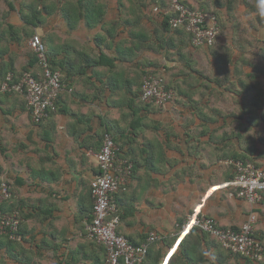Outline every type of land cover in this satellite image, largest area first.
Masks as SVG:
<instances>
[{
  "label": "crops",
  "instance_id": "obj_1",
  "mask_svg": "<svg viewBox=\"0 0 264 264\" xmlns=\"http://www.w3.org/2000/svg\"><path fill=\"white\" fill-rule=\"evenodd\" d=\"M132 1L0 0V81L25 68L41 74L29 65L31 37L26 42L24 34L33 32L42 35L65 85L58 111L39 124L23 96L0 94V182L11 185L5 209L20 212L23 237L7 246L0 235V258L4 264H107L105 249L87 239L85 226L92 218L95 155L109 132L121 160L133 166L116 196L118 232L139 245L151 232L161 238L144 264H264V257L227 252L198 229L182 236L181 227L197 215L238 229L254 214V233L264 246V199L251 207L221 187L233 173L224 161L235 152L246 155L254 137L264 142V0L211 2L222 26L217 53L209 57L212 71L195 73V88L181 85L174 93L180 102L173 99L158 113L142 108L139 62L147 59L141 52L150 41L130 34L140 20ZM94 7L103 14L100 22L65 19ZM253 154L264 167V145Z\"/></svg>",
  "mask_w": 264,
  "mask_h": 264
},
{
  "label": "built area",
  "instance_id": "obj_2",
  "mask_svg": "<svg viewBox=\"0 0 264 264\" xmlns=\"http://www.w3.org/2000/svg\"><path fill=\"white\" fill-rule=\"evenodd\" d=\"M158 11L155 7L154 12ZM167 14L170 28H185L194 47H209L218 41L221 30L214 13L192 9L185 0H169ZM29 47L37 58L41 74L27 71L16 80L15 74L9 72L0 84V94L23 96L32 122L39 124L57 112L56 103L65 85L61 71L52 69L42 37L38 34L32 36ZM140 98L146 105L163 108L173 100L174 93L167 88L161 76L150 70L143 77ZM118 153L113 136L107 132L100 151L95 155L98 175L91 182L93 208L92 218L85 226L86 237L105 249L107 264H144L150 246L159 241L160 236L151 232L145 242L136 245L118 232L120 217L116 196L126 189L133 169L131 163L118 157ZM224 164L233 168L235 173L234 180L222 188L229 190V197L242 200L251 207L261 204L264 199V169L250 161L227 159ZM11 198V185L7 181L1 182L0 235L21 242L22 219L19 213L1 208ZM255 222V216L251 214L245 223L234 229L220 226L214 218L192 215L181 226L182 236L198 229L215 239L227 252L260 261L264 257V246L255 236Z\"/></svg>",
  "mask_w": 264,
  "mask_h": 264
},
{
  "label": "rangeland",
  "instance_id": "obj_3",
  "mask_svg": "<svg viewBox=\"0 0 264 264\" xmlns=\"http://www.w3.org/2000/svg\"><path fill=\"white\" fill-rule=\"evenodd\" d=\"M126 0H123V2ZM128 1V0H127ZM132 1V0H131ZM154 0H133V6L135 7L136 5L139 6V8H145L140 10L141 12L138 16L140 20L138 21L136 29L138 31L143 32V34L148 38L150 41V47L149 51L147 52L146 50H143L141 54L143 56L145 55L147 59H145L142 62H139V65L141 66L140 68V76H142L140 82V94H141V89H142V81L143 77L145 74H147L150 70L148 67H153L155 73H158L164 77L165 84L167 87L170 88V90L173 93H177L181 85H187L188 88H195V84L197 83L196 81V75L195 73H201V72H211L212 71V63L210 60V56L213 55L211 51H205V50H200V49H195L194 53L190 52V49L188 48L191 46L188 43V39L186 35H178L179 37H176L174 35V31L168 26L162 25L163 22L161 20L156 19L158 16L154 11H150L148 6L153 3ZM157 2L164 4V0H156ZM155 1V2H156ZM214 0H190L191 5L195 9H212L211 2ZM165 6V4L163 5ZM126 8V7H125ZM88 10V9H87ZM86 10V11H87ZM54 21H60L62 25L65 23L62 17L60 16H55L52 17ZM57 23V22H56ZM57 26L56 28H58ZM60 36L63 38L65 37L63 31L61 29L58 30ZM35 34V33H34ZM33 32H25V37H27L26 42L32 37ZM57 35V34H56ZM42 37V35H40ZM59 36V35H57ZM61 37V38H62ZM173 38L175 41V45L178 47H175L174 49H169V48H162V45H165L166 42L170 41V39ZM44 40V39H43ZM54 41V39H53ZM183 43L180 46V44ZM46 44V42H45ZM179 50L181 51V54H185L184 57H182V60L178 58V52ZM146 53V54H145ZM31 55V54H30ZM229 55V54H228ZM141 55H139L140 57ZM192 60L190 61V59ZM224 60H227V54H223ZM134 72V71H133ZM144 73V74H143ZM179 78H181L182 83H176V81H179ZM171 86V87H170ZM141 99V98H140ZM174 103L180 102L178 100L177 95L174 94ZM176 101V102H175ZM142 102V101H141ZM144 103V102H143ZM145 104V103H144ZM188 105V104H187ZM177 106V105H176ZM166 107L163 108H156L150 106V109L158 113L159 111L164 112ZM187 108V106H186ZM246 117V116H245ZM244 117V118H245ZM174 118V117H173ZM160 122V121H159ZM254 122H260L259 119ZM189 126V123L188 125ZM190 127V126H189ZM163 126L156 127L155 130H161ZM191 129V128H190ZM152 133V132H150ZM121 159V157H119ZM245 161H250L251 160H245Z\"/></svg>",
  "mask_w": 264,
  "mask_h": 264
},
{
  "label": "trees",
  "instance_id": "obj_4",
  "mask_svg": "<svg viewBox=\"0 0 264 264\" xmlns=\"http://www.w3.org/2000/svg\"><path fill=\"white\" fill-rule=\"evenodd\" d=\"M88 1V0H87ZM156 0H154L153 1V3H151V5L150 6H148V8H149V10L150 11H154V8L155 7H157L158 9H159V11L158 12H155L157 15H160V16H158L156 19H160L161 20V22H163L162 23V25H165V26H167V28H168V26L170 27V25H169V16H168V14H167V10H165V8H166V4H165V6H163L164 4H161V3H159V2H155ZM83 1H79L78 3H79V5H83V3H82ZM185 3L187 4V5H189V7L190 8H192V9H194L193 8V6L192 5H190L188 2H186L185 1ZM140 10H142V8H140ZM202 10H205V11H207V12H211V13H214L216 16H217V19H218V23H219V26H220V36H219V38H218V41L220 40V37H221V34H222V26H221V21H220V19H219V16H218V14H217V12H215V11H213V10H209V9H202ZM139 13H141V12H139ZM99 14H101V15H99ZM102 12H101V9H99V10H96V8L94 7L93 9H89V10H87L85 13H80L79 15H65V19L67 20V21H72V19H73V21H78V20H82V19H85L86 20V22L88 23V24H91V22H94V23H97V22H100V19L102 18ZM34 18H35V16H33ZM10 29H12V27L10 26ZM172 31H174L175 33H174V35L176 36V37H179L178 35H186V37H187V39H188V43L191 45L192 44V39H191V35L186 31V29L185 28H179V29H176V30H172ZM34 34V33H33ZM131 35H132V37L134 36L135 37V39L136 40H138V41H140V42H144V39H146L147 37L143 34V32H141V31H138L136 28H134L133 30H131V33H130ZM35 35V34H34ZM33 35V36H34ZM32 38V37H31ZM218 41L213 45V46H209V47H198V48H196V47H193L192 45V47L194 48V49H201V50H205V51H211V53H213V54H215L216 55V53L217 52H215V47H216V45L218 44ZM145 43V42H144ZM175 43V41H174V39L173 38H171L170 39V41H168V42H166L165 43V45H162L161 47L162 48H165V47H163V46H170V47H172V45ZM29 44V43H28ZM183 44V43H182ZM29 49H30V47H29ZM29 54H31L30 55V63H29V65H30V67H32L34 64L35 65H37L38 66V64H37V58H36V56L34 55V53L32 52V50L30 49V53ZM48 56H49V58H50V61H51V65H52V69L53 70H58V69H60L59 67H60V65L58 64V62H56L55 60H54V58H52V56H50V54H48ZM256 68H257V66H256ZM29 69L28 68H25L22 72H20V73H18V72H15V71H8L6 74H5V76H4V78L0 81V84L5 80V77H6V75L9 73V72H12V73H14L15 74V77H16V80L24 73V72H27ZM28 72H30V71H28ZM156 74V76H161V78L163 79V81L165 82V80H164V77L162 76V75H160V74H158V73H155ZM63 81V80H62ZM63 84H64V82H63ZM171 87V86H170ZM181 87V86H180ZM168 89H170L169 87H167ZM61 96V95H60ZM60 98V97H59ZM58 102H59V99L57 100V103H56V105H57V111H58ZM143 109H146L147 110V108H150V105H145V106H143L142 107ZM248 113V112H247ZM250 113L252 114V116H255V115H257V117L259 116V112H258V110H253V111H250ZM51 114H54V113H51ZM242 114H244V112H242ZM44 121V120H43ZM42 121V122H43ZM141 121V120H140ZM243 125V124H242ZM242 125L240 126L239 125V127H238V129H241V131H242V129H243V127H242ZM234 136H236V137H238L239 139H242V134L241 133H239V132H237V133H235L234 132ZM260 140V139H259ZM256 137H254V140L252 141V143H251V147H250V149H247L246 151H247V154L246 155H244L243 154V151L242 152H240V153H238V152H235L236 154L233 156V158H231V159H233V160H235V161H238V160H241V161H245V159L246 158H248V159H250L251 160V162L252 163H254L256 166H258V167H260V168H263L264 169V167L263 166H260L259 164H257L256 162H255V159L254 158H256V154H253V152L254 151H257L259 148H260V146H262V145H264V142H262L261 140L259 141ZM114 141H115V139H114ZM102 143H103V141H102ZM115 144L117 145V143H116V141H115ZM102 147V146H101ZM120 155H121V152H120V149H119V153H118V157H120ZM258 157H259V154H258ZM232 169V180H230V182L231 181H233L234 180V178H235V173H234V170H233V168H231ZM0 175H1V167H0ZM131 178H132V176H131ZM0 185H1V182H0ZM11 193H12V191H11ZM117 200V199H116ZM118 204V203H117ZM6 206H7V203L6 204H3V206H1V208L3 209V210H5V211H7V209H5L6 208ZM14 211V210H13ZM18 212V211H17ZM19 213V216L21 217V214H20V212H18ZM21 219H22V217H21ZM91 220V219H90ZM3 236V238H5L6 240H7V242L9 243L7 246H11L12 244L11 243H22L23 242V237H22V241L21 242H16V241H12V240H10L9 239V237L8 236H6V235H2ZM161 239V238H160ZM131 242V241H130ZM134 244V243H133ZM136 245H139V244H136ZM0 264H4V259L3 258H0ZM156 264H159V263H156Z\"/></svg>",
  "mask_w": 264,
  "mask_h": 264
},
{
  "label": "bare ground",
  "instance_id": "obj_5",
  "mask_svg": "<svg viewBox=\"0 0 264 264\" xmlns=\"http://www.w3.org/2000/svg\"><path fill=\"white\" fill-rule=\"evenodd\" d=\"M223 185V184H222ZM224 186V185H223ZM223 186H221V187H223ZM188 235V234H187ZM186 236V235H185Z\"/></svg>",
  "mask_w": 264,
  "mask_h": 264
},
{
  "label": "clouds",
  "instance_id": "obj_6",
  "mask_svg": "<svg viewBox=\"0 0 264 264\" xmlns=\"http://www.w3.org/2000/svg\"><path fill=\"white\" fill-rule=\"evenodd\" d=\"M193 46V45H192ZM194 47V46H193ZM196 48H198V47H196Z\"/></svg>",
  "mask_w": 264,
  "mask_h": 264
}]
</instances>
